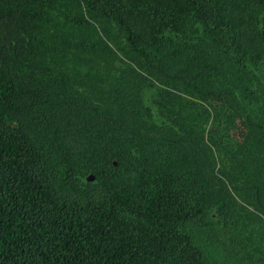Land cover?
<instances>
[{
    "label": "trees",
    "instance_id": "16d2710c",
    "mask_svg": "<svg viewBox=\"0 0 264 264\" xmlns=\"http://www.w3.org/2000/svg\"><path fill=\"white\" fill-rule=\"evenodd\" d=\"M244 202L264 0H0V264H264Z\"/></svg>",
    "mask_w": 264,
    "mask_h": 264
},
{
    "label": "rangeland",
    "instance_id": "374dc122",
    "mask_svg": "<svg viewBox=\"0 0 264 264\" xmlns=\"http://www.w3.org/2000/svg\"><path fill=\"white\" fill-rule=\"evenodd\" d=\"M243 204V206L246 208V209H248L249 211H251L252 212V215L254 216V218H256V220H255V225H260L259 224V220L257 219V217L256 216H259L261 219H263V223H264V218H262L261 217V215L259 214V213H257L256 211H254V209L251 207V206H249L247 203H242ZM258 220V221H257ZM261 226V225H260ZM258 227H256V230H257V232H258V236H256V238H255V240H257V241H260V243H261V250H264V234H262V230L260 229H257ZM263 238V239H262ZM262 240H263V243H262ZM263 248V249H262ZM254 249H255V253H257V252H259V251H257L258 249H257V247L255 246L254 247ZM242 256L243 257H245V253H243L242 254ZM246 263V260H241L240 262H239V264H245ZM246 264H251V260H249L248 259V261H247V263Z\"/></svg>",
    "mask_w": 264,
    "mask_h": 264
},
{
    "label": "water",
    "instance_id": "95a60500",
    "mask_svg": "<svg viewBox=\"0 0 264 264\" xmlns=\"http://www.w3.org/2000/svg\"><path fill=\"white\" fill-rule=\"evenodd\" d=\"M87 180L91 181V180H92V177H91V176H89V177L87 178Z\"/></svg>",
    "mask_w": 264,
    "mask_h": 264
}]
</instances>
